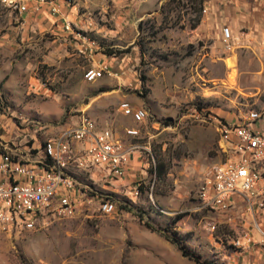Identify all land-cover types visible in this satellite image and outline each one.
Instances as JSON below:
<instances>
[{
	"label": "rangeland",
	"instance_id": "1",
	"mask_svg": "<svg viewBox=\"0 0 264 264\" xmlns=\"http://www.w3.org/2000/svg\"><path fill=\"white\" fill-rule=\"evenodd\" d=\"M66 1L79 17L67 20V41L51 29L48 10L20 14L0 0V136L25 152L33 137H55L86 113L136 145L132 170L119 180L99 168L76 172L89 202L75 216L48 212L36 229L0 234V264H200L167 236L202 261L264 264L263 191L227 210L196 198L226 159L215 124L198 115L264 114V13L254 30H232L213 12L242 4L264 11V0ZM124 101L148 119L125 116ZM132 128L140 135L127 136ZM103 201L114 203L112 214L100 212Z\"/></svg>",
	"mask_w": 264,
	"mask_h": 264
},
{
	"label": "built area",
	"instance_id": "2",
	"mask_svg": "<svg viewBox=\"0 0 264 264\" xmlns=\"http://www.w3.org/2000/svg\"><path fill=\"white\" fill-rule=\"evenodd\" d=\"M1 1L20 14L31 8L36 12L47 8L57 14L62 8L58 0ZM64 27L67 31L73 30L70 21L66 20ZM224 37L225 41L231 40L230 28H225ZM90 44L95 45L92 41ZM106 69H90L85 78L88 82H96ZM120 110L136 123L148 119L144 108H135L129 102H122ZM197 118L200 122L215 124L220 135L218 148L226 159L209 170L196 198L205 207L227 210L264 192V114L252 111L235 121L206 113ZM29 123L36 125L37 132L43 129L40 122ZM126 134L137 137L140 131L126 129ZM33 139L31 147L27 146L22 152L0 136V234L36 229L39 220L48 212L75 216L81 206L89 202L78 188L76 172L99 168L110 180L125 179L132 169L133 153L137 148L124 143L113 130L101 129L86 113L57 136L45 139L39 147L35 146L36 138ZM34 151L35 156L32 155ZM99 210L112 214L115 205L103 201ZM260 232L264 247V231Z\"/></svg>",
	"mask_w": 264,
	"mask_h": 264
},
{
	"label": "crops",
	"instance_id": "3",
	"mask_svg": "<svg viewBox=\"0 0 264 264\" xmlns=\"http://www.w3.org/2000/svg\"><path fill=\"white\" fill-rule=\"evenodd\" d=\"M58 1L61 3V6H62V8H60L61 10L60 13L53 14L49 9L45 8V10H48L49 13H51L50 16H51V21L53 23L51 26V29L55 32L57 31L58 33L56 34L64 38L63 40L67 41L68 38L70 37L69 36L70 33L65 31V27H64L65 21L69 19L78 20L79 17L76 16L78 14V10L76 6L70 5L65 0H58ZM244 5L245 4H242V6L236 5V6H231V7L227 6V8H217L218 10L217 11L215 10L213 12V16L216 17V21H218L219 23L223 22L225 25H228L232 30L239 29L245 26L252 28L254 30L258 26L257 24L262 22L261 18L263 17L264 11H261L262 10L261 8H252L253 5L251 4L246 5V6ZM68 8H71V9H68ZM151 11H154V9L147 10L144 12V14L150 13ZM45 14H48V13H45ZM80 47L87 48L86 45L80 46ZM99 55L105 56L103 54H98V56ZM124 102H129V101H124ZM129 103L132 106H134L131 102ZM35 138H36L35 146L39 147V144L42 141H40L38 137H35ZM132 166H133V162H132Z\"/></svg>",
	"mask_w": 264,
	"mask_h": 264
},
{
	"label": "trees",
	"instance_id": "4",
	"mask_svg": "<svg viewBox=\"0 0 264 264\" xmlns=\"http://www.w3.org/2000/svg\"><path fill=\"white\" fill-rule=\"evenodd\" d=\"M4 83V82H3ZM2 83V84H3ZM2 84H0L2 86ZM127 210L129 211H133L132 208H126ZM141 215V214H140ZM148 226L151 228V229H154V227L151 225V224H148ZM167 239H169L171 242H173L174 244H176L183 252L186 256L194 259L195 261H197L198 263L200 264H214L212 262H209V261H202L201 260V257L196 254V253H192V252H189L187 251V249L185 248L186 246H183L179 240H177L176 238H173V237H170V236H167Z\"/></svg>",
	"mask_w": 264,
	"mask_h": 264
},
{
	"label": "bare ground",
	"instance_id": "5",
	"mask_svg": "<svg viewBox=\"0 0 264 264\" xmlns=\"http://www.w3.org/2000/svg\"><path fill=\"white\" fill-rule=\"evenodd\" d=\"M228 65L230 66V68L234 67V63L233 62H229Z\"/></svg>",
	"mask_w": 264,
	"mask_h": 264
}]
</instances>
